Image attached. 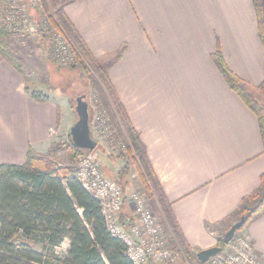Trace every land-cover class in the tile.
Masks as SVG:
<instances>
[{"label":"crops","instance_id":"crops-1","mask_svg":"<svg viewBox=\"0 0 264 264\" xmlns=\"http://www.w3.org/2000/svg\"><path fill=\"white\" fill-rule=\"evenodd\" d=\"M61 1L96 57L122 50L109 66L117 100L140 134L190 250L218 245L240 219V207L256 205L264 173L258 118L214 59L219 50L240 78L263 82L253 0ZM29 40L37 43L32 62L44 63L47 41ZM24 60L19 71L0 53V164L24 163L29 149L50 155L76 116L69 95L35 81ZM245 232L264 264V214Z\"/></svg>","mask_w":264,"mask_h":264},{"label":"trees","instance_id":"trees-1","mask_svg":"<svg viewBox=\"0 0 264 264\" xmlns=\"http://www.w3.org/2000/svg\"><path fill=\"white\" fill-rule=\"evenodd\" d=\"M41 2L46 9L52 10L55 27L65 31L78 50L80 61L70 67H79L87 76L90 89L100 93L118 137L125 141L130 157L137 160L152 203L155 208L161 207L163 232L169 243L174 245L171 244L173 248L179 246L185 251L192 263L204 264L198 259L197 252L190 250L140 134L117 100L109 66L122 50L116 56L96 57L68 19L62 1ZM253 4L264 46V0H253ZM6 33L0 26V53L22 71V59L11 52L5 40ZM214 59L229 86L256 114L264 144V80L259 85L243 80L231 70L219 50L214 53ZM33 96L37 98L39 94L33 92ZM69 97L74 107V98ZM69 146L73 150L72 157H81L89 151L76 147L71 135ZM65 167L56 165L49 155L38 154L33 149L28 150L22 164H0V264H134L125 252L124 243L108 232L99 200L71 176L69 167ZM258 194L260 197L252 209L240 207L239 217L246 216V221L237 233L244 232L252 219L264 214V173ZM172 234L175 239L171 241ZM65 240L69 241L66 255L56 257L54 247ZM38 243L42 244L41 249L36 248ZM218 245L226 246L222 240Z\"/></svg>","mask_w":264,"mask_h":264},{"label":"built area","instance_id":"built-area-1","mask_svg":"<svg viewBox=\"0 0 264 264\" xmlns=\"http://www.w3.org/2000/svg\"><path fill=\"white\" fill-rule=\"evenodd\" d=\"M1 1L5 11L0 23L7 31L18 36L40 34L49 37L52 40L51 54L56 63L65 67L79 63L80 57L75 44L65 31L55 27L50 18L43 16L35 23L26 0ZM90 106L93 110L91 130L97 144H104L121 154L127 153L125 141L118 137V131L109 112L96 94L92 95ZM50 131L53 133L54 129L51 128ZM71 176L99 200L108 232L124 243L125 252L134 264L188 263L182 249L173 248L169 243L145 197L137 190L126 194L117 181L108 177L103 171L96 150H89L80 157L78 166ZM208 262L262 264L261 257L245 231L236 233L234 239Z\"/></svg>","mask_w":264,"mask_h":264},{"label":"rangeland","instance_id":"rangeland-1","mask_svg":"<svg viewBox=\"0 0 264 264\" xmlns=\"http://www.w3.org/2000/svg\"><path fill=\"white\" fill-rule=\"evenodd\" d=\"M33 2V4H32ZM28 9L31 13V15L34 18L35 23H38L41 17L45 16L50 18L49 20H52L51 15L53 14L51 9H46L43 4L40 3V0L32 1V0H26ZM5 11L4 4L0 0V13L1 16L3 15V12ZM0 26L5 29L2 24L0 23ZM6 30V29H5ZM7 31V30H6ZM62 31V30H61ZM7 36L5 37L6 42L8 45H11L14 53H17L21 58V62L25 63L24 59H29L27 61L28 63V72L32 73V77H34V80L37 82H42L43 87H46L49 89V87L53 90V93L59 94V95H69L74 98V104L76 105V98L80 95L86 94L87 100L89 101V111H90V124L93 120V110L91 105V97L92 95L96 94L100 99V93L97 91H92L89 87V80L87 76H85L80 68H71L68 66H63L58 63H56L52 57L51 54V45L52 40L49 37L42 36L40 34H30L28 36H18L11 34L9 31ZM32 36H36L39 38V41H47V43L44 42V45H48L50 49V54L47 55L44 59H41L40 61H43L44 63L39 62V64H35L33 61V58L35 57V50L34 45H37V43L32 44L31 38ZM23 41H28L23 48H21L20 44ZM10 43V44H9ZM10 46V49H11ZM27 46V47H26ZM26 47V48H25ZM19 57V58H20ZM24 67V66H23ZM28 76V75H27ZM30 76H28L29 78ZM48 89H46V92H48ZM50 94V93H49ZM55 96V95H54ZM59 97V96H58ZM102 101V100H101ZM103 106L105 107L104 103L102 102ZM74 105V108H75ZM65 117L68 118V111L64 110ZM118 117V116H117ZM74 123L77 121L78 116L74 117ZM72 124V126L74 125ZM71 124V121L68 122V124L65 126V131L62 130V135L60 138H58V142L53 146L50 157L54 161V163L58 166H66L70 168V174L74 173L77 166L78 161L80 159L79 155L72 157V148L69 146L70 143V129L68 128ZM95 150L99 154V160L102 164L103 171L105 174L110 177L111 179L115 180L119 184L122 185L125 188L126 194L130 193L132 190L140 191V193L145 197V200L147 204L152 208L154 211L161 227L165 231V225L163 223L162 218L164 217L163 213H161V207L155 208V205L152 203L149 195L148 190L146 188L145 180L143 179V176L139 170V164L135 158H131L129 155V151L125 154H121L118 150H114L106 145L98 144L95 148ZM123 155V156H119ZM65 167V168H66ZM112 169V173L110 172V169ZM126 169V170H123ZM159 205V203H157ZM172 238L175 239V236L172 234L169 239L172 241ZM172 244V243H171ZM172 246H174L172 244ZM37 249L42 248V244L38 243L36 245ZM175 248H179L175 247ZM68 249L67 240L62 242L60 245H57L54 247L53 252L56 257H63L66 255ZM184 253L185 251L182 250ZM186 256V259L189 262H191L187 258L186 252L184 253ZM192 263V262H191ZM192 264H200L198 261H195ZM204 264H210L209 262Z\"/></svg>","mask_w":264,"mask_h":264},{"label":"water","instance_id":"water-1","mask_svg":"<svg viewBox=\"0 0 264 264\" xmlns=\"http://www.w3.org/2000/svg\"><path fill=\"white\" fill-rule=\"evenodd\" d=\"M75 111L78 116L77 121L71 127L70 135L74 145L78 148L95 150L97 141L93 137L90 124V111H89V101L85 94L80 95L76 98ZM246 221V216H242L237 220L224 234L222 241L225 244L230 243L238 230L244 225ZM223 247L216 245L207 249H203L197 253L198 259L202 263H207L212 256L220 253Z\"/></svg>","mask_w":264,"mask_h":264}]
</instances>
